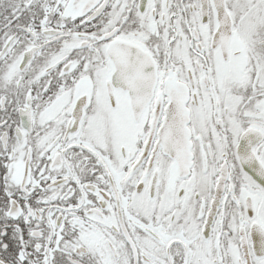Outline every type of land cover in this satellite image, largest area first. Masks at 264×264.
Wrapping results in <instances>:
<instances>
[{
  "label": "snow or ice",
  "instance_id": "snow-or-ice-1",
  "mask_svg": "<svg viewBox=\"0 0 264 264\" xmlns=\"http://www.w3.org/2000/svg\"><path fill=\"white\" fill-rule=\"evenodd\" d=\"M0 264H264V0H0Z\"/></svg>",
  "mask_w": 264,
  "mask_h": 264
}]
</instances>
